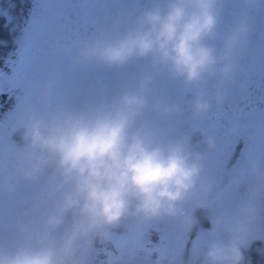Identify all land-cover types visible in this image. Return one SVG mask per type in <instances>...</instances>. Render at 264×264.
Segmentation results:
<instances>
[{"label":"rangeland","instance_id":"obj_1","mask_svg":"<svg viewBox=\"0 0 264 264\" xmlns=\"http://www.w3.org/2000/svg\"><path fill=\"white\" fill-rule=\"evenodd\" d=\"M107 1L111 5L106 11L116 12L111 21L114 39L127 31L122 18L131 19L139 3ZM152 1L161 6L164 3ZM61 5L59 0H36L38 10L28 21L25 37L16 42L9 71L0 74V91L9 92L13 101L7 98L10 106L1 107L0 116V251L4 253L35 243L48 215L67 190L57 192L47 174L35 179L26 177L21 166L28 144L25 132L29 118L49 119L61 113L57 99L68 91L61 85L60 66L48 67L45 36L49 27L44 26L40 11L50 6L53 13L59 12ZM218 10L215 35L206 40L217 54L223 52L225 41L239 25L247 27L233 50L232 70L227 78L217 70L207 81L212 99L219 95L235 103L242 95L246 98L259 79L264 81V0H221ZM106 11L99 12L102 18L108 16ZM0 13L5 14V10L0 8ZM222 67L223 64L217 66ZM189 96L181 93L175 102L179 109L175 111L179 123L175 122L176 136L179 134L200 172L190 193L177 205L180 213L148 220L126 216L81 238L77 241V258L82 264H214L208 252L213 246L225 247L227 237L234 245L264 240V108H251L236 118L240 131H236L237 121L231 112L224 120L226 133L215 135L217 124L207 122L208 134L205 124H193ZM171 119L165 111V125L173 129ZM198 127L205 130L202 142L192 144V134ZM219 137L223 141L220 157L215 152ZM198 207L207 211L209 224L193 231L190 218ZM71 222V215H66L52 236L61 235Z\"/></svg>","mask_w":264,"mask_h":264},{"label":"clouds","instance_id":"obj_2","mask_svg":"<svg viewBox=\"0 0 264 264\" xmlns=\"http://www.w3.org/2000/svg\"><path fill=\"white\" fill-rule=\"evenodd\" d=\"M220 2L164 0L163 6L157 3L144 12L122 35L88 42L81 58L121 66L133 58L151 57L155 66L167 68L188 84H199L217 70L227 78L233 50L247 27L239 25L217 54L206 40L215 35ZM218 64L223 67L218 69ZM145 107L142 93L125 92L114 104L61 112L49 119L29 118L24 174L33 179L47 174L57 192L67 190L36 242L10 253L0 251V264H82L77 258L81 238L126 216L148 220L180 213L177 205L194 187L200 167L182 142L165 145L143 126L134 128ZM194 107L204 112L209 105L197 98ZM69 214L71 226L53 237ZM234 255L235 250L227 247L213 246L208 252L214 264H227Z\"/></svg>","mask_w":264,"mask_h":264},{"label":"flooded vegetation","instance_id":"obj_3","mask_svg":"<svg viewBox=\"0 0 264 264\" xmlns=\"http://www.w3.org/2000/svg\"><path fill=\"white\" fill-rule=\"evenodd\" d=\"M59 1L62 3L59 12L53 13L52 8L46 7L47 5L45 8H40V11L43 12L41 20L44 26L49 27L45 36L47 39L45 56H47L46 61L50 63L48 67L60 66L61 85L68 90L61 99L59 97L57 99L62 112H75L110 105V100L114 95L140 92L146 100V107L137 117L134 128L143 126L151 131L158 142L167 145L181 141L179 134L176 136L178 126H175V122L178 123L175 111L179 110L175 102L180 99L181 93L191 96L192 117L195 119L193 124L197 123L200 126L199 124L203 123L205 128L207 122L217 124L214 129L215 135L222 131L228 132L224 128V120L229 112L234 113L233 119H238L251 108L259 110L264 108V81L260 79L258 84L252 85L250 88L252 92L246 98L242 95L240 100L234 103L227 102L220 96L221 100L218 102L217 99H212L211 90L207 88L210 75L199 84H188L183 78L171 75L167 68L155 66L151 57L133 58L121 66H107L82 59L81 52L88 42L98 37H107L111 40V26L114 24L111 21L116 12L106 11L111 5L107 0ZM104 3L107 5H103ZM137 3L139 5L133 9L131 19L128 18L125 21L122 18V26L127 30L134 26L138 17L156 5L152 0H137ZM104 10L108 14L106 18H102L99 13ZM170 95L173 97L171 98ZM181 96L183 98V94ZM197 98L208 103L207 111H196L194 104ZM171 99L174 102H171ZM165 111L172 117L171 121L175 123L173 124L175 128L166 127ZM237 119L236 131H240ZM200 128L198 127L195 134H192V144L202 142L205 130L200 131ZM208 130L206 128V132L211 133ZM220 138L219 145L217 149L215 148L219 157L223 143Z\"/></svg>","mask_w":264,"mask_h":264},{"label":"trees","instance_id":"obj_4","mask_svg":"<svg viewBox=\"0 0 264 264\" xmlns=\"http://www.w3.org/2000/svg\"><path fill=\"white\" fill-rule=\"evenodd\" d=\"M0 8L5 10V14L0 13V74H2L9 71V65L15 57L16 42L25 37L28 21L35 17L37 7L36 0H0ZM8 95L9 92L6 90L0 91V116L3 112L1 107L10 106L9 101L13 102ZM206 213L204 208L194 209L190 218L193 231L208 226L209 219ZM225 247L235 250L234 257L230 258L227 264H264L263 239L256 240L251 245H234L227 237ZM215 264L223 262L216 261Z\"/></svg>","mask_w":264,"mask_h":264},{"label":"water","instance_id":"obj_5","mask_svg":"<svg viewBox=\"0 0 264 264\" xmlns=\"http://www.w3.org/2000/svg\"><path fill=\"white\" fill-rule=\"evenodd\" d=\"M123 94H124V93H119V94H117V95H114V96L111 98V100H110L111 104H114V103L118 102L119 98H120ZM256 96H257V95H255V97H256Z\"/></svg>","mask_w":264,"mask_h":264}]
</instances>
